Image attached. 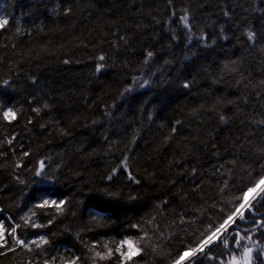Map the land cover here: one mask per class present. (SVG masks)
<instances>
[{
  "label": "trees",
  "instance_id": "trees-1",
  "mask_svg": "<svg viewBox=\"0 0 264 264\" xmlns=\"http://www.w3.org/2000/svg\"><path fill=\"white\" fill-rule=\"evenodd\" d=\"M0 18V221L52 220L17 229L47 245L0 249V264H93L141 236L133 224L157 250L130 264H172L264 174V0H0ZM46 199L63 213L35 208ZM243 235L264 243V228ZM230 247L198 264H227Z\"/></svg>",
  "mask_w": 264,
  "mask_h": 264
},
{
  "label": "snow or ice",
  "instance_id": "snow-or-ice-1",
  "mask_svg": "<svg viewBox=\"0 0 264 264\" xmlns=\"http://www.w3.org/2000/svg\"><path fill=\"white\" fill-rule=\"evenodd\" d=\"M181 20L185 27H190L188 23L187 15L181 17ZM9 23L7 18H0V29L4 28L5 25ZM248 39L250 41L255 40V33L249 31L247 33ZM148 56L151 57L152 53L149 52ZM105 59L104 56H100L99 60L103 61ZM66 64L69 62L67 60L64 61ZM104 67L103 64L97 65V71H100ZM148 81H143L140 86L143 87L147 85ZM185 87H188L185 84ZM37 113H39L40 109H35ZM16 113L12 108H8L3 112L4 119H14ZM223 119V117H222ZM175 131V129H173ZM11 144V140L8 141ZM24 155H28L25 153ZM46 165L44 161H40L39 169L35 172L36 176L45 175L44 169ZM121 167L125 170L128 169V161L127 157L121 162ZM264 168V165L261 166ZM117 169H113V175L116 173ZM109 180L112 179V175H109ZM129 179L133 180L135 183H139V180H136L135 177L129 173ZM23 183V181H21ZM264 174H261L251 186H248L246 190H243L240 195H234L231 200L225 201L226 203L231 204V208L225 212V209L221 208V212H225L223 217L218 218V222H211L212 218L209 217L210 222L204 227L203 231L199 233V237L195 244L188 245L181 253L176 257V259L172 262V264H182L184 261H188V264H198V260L200 258H208L214 259L211 256L210 252L207 249H210L213 244L219 242L224 246L225 249L229 247V239L234 235V247L240 249L239 255L233 252L230 255V258L227 264H252L253 262V252L259 250L261 253H264V243L260 240H254L252 235H242L240 231V226L236 224V220L239 219L242 223H247L246 213L255 216L258 212L257 204L253 203L254 201L259 200L260 202H264ZM227 187V181H225V188ZM221 192H224V189H221ZM239 201V203H236ZM64 201H55V200H43L42 203H38L35 205V208H46L49 206H54L56 209V213H63L64 209L62 205ZM213 208L216 205H212ZM36 212L33 209H30L28 213H25L20 217L21 221H23V225L20 223L12 222L11 224H5L3 221H0V249H6L7 251H14L17 246L27 249L28 251L33 250V245L36 248H42L43 245H47L49 243L46 236H39L38 240H29L26 241L22 238L21 235L17 234V229L23 227H32V228H43L47 227L52 223V220L48 221V225L40 224L36 221ZM155 218L153 217L151 220L146 221L148 225L153 226V231L155 232L154 225ZM183 222V219L182 221ZM194 223V221H193ZM256 225L255 228L251 229V232H255L257 229L264 228V215H262L259 219L254 221ZM235 225V227H233ZM133 228H138L142 235L139 237H125L120 241H113L115 244V249L109 246V242H105L103 247L106 250L105 252L95 251L93 256V264H95V258L99 257L101 260L106 259L107 257H111L114 254H119L120 261L119 264H130L133 262V257L139 256L141 253L145 252L149 247H151L152 251L157 250V246L152 244V237L149 236L148 230L143 228L140 225L133 224ZM231 229L232 231H229ZM227 233V235H225ZM7 234V236H6ZM7 237H11V247H9V241ZM95 245L89 248L90 252H93ZM5 254L4 252H0V255ZM63 259V258H61ZM79 257L71 261L65 262V264H76V261ZM31 264V261L29 262ZM44 264H54V261L45 260ZM220 264H225L222 260Z\"/></svg>",
  "mask_w": 264,
  "mask_h": 264
},
{
  "label": "flooded vegetation",
  "instance_id": "flooded-vegetation-1",
  "mask_svg": "<svg viewBox=\"0 0 264 264\" xmlns=\"http://www.w3.org/2000/svg\"><path fill=\"white\" fill-rule=\"evenodd\" d=\"M254 203L257 204L258 206V212L255 216L246 213L247 223H242L239 219L236 220V224L240 226V231L242 235L250 233L251 232L250 230L256 227L254 221L259 219L262 215H264V202H260L259 200H257ZM233 227H235V225ZM229 231L232 230L229 229ZM225 235H227V233H225ZM234 240H235V236L233 235L229 239V242H231V244H234L233 243Z\"/></svg>",
  "mask_w": 264,
  "mask_h": 264
},
{
  "label": "bare ground",
  "instance_id": "bare-ground-1",
  "mask_svg": "<svg viewBox=\"0 0 264 264\" xmlns=\"http://www.w3.org/2000/svg\"><path fill=\"white\" fill-rule=\"evenodd\" d=\"M262 229V228H261ZM261 229H257L255 232H258L259 230H261ZM254 232V233H255ZM253 234V232H250L249 234ZM218 244H220V243H218ZM230 246H233V244H231V242H229V247L227 248V249H229V248H231ZM188 261H186L185 263H187Z\"/></svg>",
  "mask_w": 264,
  "mask_h": 264
},
{
  "label": "water",
  "instance_id": "water-1",
  "mask_svg": "<svg viewBox=\"0 0 264 264\" xmlns=\"http://www.w3.org/2000/svg\"><path fill=\"white\" fill-rule=\"evenodd\" d=\"M219 242H217L216 244H213L212 246H211V248H213L215 245H217ZM210 248V249H211ZM210 249H207V251L209 252L210 251ZM201 259H203V257L202 258H200L199 260H198V262L201 260Z\"/></svg>",
  "mask_w": 264,
  "mask_h": 264
},
{
  "label": "rangeland",
  "instance_id": "rangeland-1",
  "mask_svg": "<svg viewBox=\"0 0 264 264\" xmlns=\"http://www.w3.org/2000/svg\"><path fill=\"white\" fill-rule=\"evenodd\" d=\"M261 187H264V185H262ZM254 202H255V201H254ZM254 202H253V203H254ZM37 240H38V239H37ZM186 261H187V260H186ZM186 261L182 262V264H185Z\"/></svg>",
  "mask_w": 264,
  "mask_h": 264
}]
</instances>
